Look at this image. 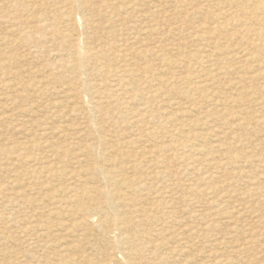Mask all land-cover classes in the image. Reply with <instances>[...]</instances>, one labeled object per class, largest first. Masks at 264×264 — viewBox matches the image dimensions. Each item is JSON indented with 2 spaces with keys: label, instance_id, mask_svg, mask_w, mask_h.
<instances>
[{
  "label": "rangeland",
  "instance_id": "1",
  "mask_svg": "<svg viewBox=\"0 0 264 264\" xmlns=\"http://www.w3.org/2000/svg\"><path fill=\"white\" fill-rule=\"evenodd\" d=\"M251 4L0 0V264H264Z\"/></svg>",
  "mask_w": 264,
  "mask_h": 264
},
{
  "label": "bare ground",
  "instance_id": "2",
  "mask_svg": "<svg viewBox=\"0 0 264 264\" xmlns=\"http://www.w3.org/2000/svg\"><path fill=\"white\" fill-rule=\"evenodd\" d=\"M246 1H248V0H246ZM258 1H259V5L257 7H255V8H252V4L250 5L251 7H246L245 6L242 9L243 15L246 16L249 19H252L254 16L260 15L264 19V0H258ZM254 3H256V2L254 1ZM77 58L79 60V63H78V66H77V71L82 72V70H84V69L87 68V59H89V55H88L87 52H85V51L82 50V51H78L77 52ZM96 171H97V168H96ZM106 177L108 178L109 181L112 182V184L114 185L115 188L117 187V189L114 190L116 192L114 193L111 190H105V191H97V194L99 195V197L101 199H105V202H106V204L108 206H111L112 207V203L114 202V204H115V199L118 198V189L121 186H123V182L121 180H118L116 178V174L113 173V172H110L108 175H106ZM115 217H117V215ZM111 218H113V217H111Z\"/></svg>",
  "mask_w": 264,
  "mask_h": 264
}]
</instances>
